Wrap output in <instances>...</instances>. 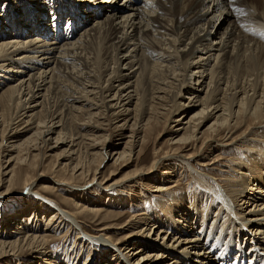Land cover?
I'll return each mask as SVG.
<instances>
[{
	"label": "bare ground",
	"instance_id": "1",
	"mask_svg": "<svg viewBox=\"0 0 264 264\" xmlns=\"http://www.w3.org/2000/svg\"><path fill=\"white\" fill-rule=\"evenodd\" d=\"M35 1L21 0L25 13L19 16L8 5L6 12L12 17L0 20V196L10 186L31 189L35 182L31 166L36 157L31 152L46 145L48 136L56 134L55 140L67 138L58 143L77 147L83 140L95 137L104 120L112 122L121 117L124 122L117 126H129L130 133L121 151L98 148L92 142L87 148L98 150L89 155L92 159L97 154L99 157L93 172L90 173L89 163L82 165L77 158L69 178L54 171L53 179L40 187L45 191H56L59 185L82 190L85 187L73 185L72 180L94 184L98 168L110 157L117 161L129 155L132 162L133 151L145 142L142 133L158 119L160 109L173 114L178 107L182 110V115L174 120L181 124L176 131H183L173 139V144H181L179 151L158 156L156 150L147 170L137 168L127 177L109 182L100 197L103 201L109 191L123 190L125 186L132 190L131 183H139L163 161L169 168L161 172L162 178L156 183L170 180L174 174L170 161L175 159L200 174L189 164L194 156L183 153L192 142L201 141L220 151L221 145L227 147L245 139L243 156L248 163L241 164L239 158L232 165L236 174L230 178V186H226L224 174L223 185L211 176L219 182V191L224 195L223 208L217 211L202 212V200L195 195L192 204L182 201L172 210L165 203L159 204L163 216L156 217L151 225L138 214L122 225L100 227L102 234L96 236L85 233L79 217L90 215L93 223L102 224V208L98 204L87 207L83 203L88 200L79 203V195L74 194L66 201L71 203V210L56 203V211L46 221V232L25 223L17 226L15 238L0 239V259L9 260L25 249L40 253L43 262L51 261L54 254L49 249L47 232L60 230L62 217L70 220L72 230L78 228L77 236L82 241L100 245L103 254L105 245L112 248L115 264H221L215 251L226 241H231L228 247L235 246V260L247 257L246 264H264V131L259 139L254 138L255 128L264 130V0ZM5 15L0 12V17ZM249 23L260 25L255 26L258 31H250ZM256 32L262 35L258 37ZM69 67H75L76 86L72 84L69 90L73 91L66 93L67 102L59 100L58 106L50 105L58 77ZM193 106L198 109L187 115L186 110ZM8 114L10 118L6 119ZM94 118L104 120L93 121ZM209 118L213 121L205 127ZM74 124L87 128L91 135L82 137L84 134L71 131ZM29 131V135L13 142L17 135ZM216 141L221 145H214ZM128 146L131 149L126 150ZM3 152L15 153L5 162L9 166V161L14 160V165L4 173ZM71 154H76V149ZM135 158L138 161L139 154ZM219 160L217 154L209 162L194 164L199 170L209 169ZM23 169V180L18 182ZM7 173L10 177L5 181L2 175ZM151 183L144 189L155 193L170 189ZM219 191L212 192L214 197ZM132 195L135 198L130 199V204L140 197ZM44 200L40 199L42 205H46ZM143 222L146 227L138 229ZM113 227L127 233L112 241L103 233ZM128 242L130 245L123 247Z\"/></svg>",
	"mask_w": 264,
	"mask_h": 264
},
{
	"label": "rangeland",
	"instance_id": "2",
	"mask_svg": "<svg viewBox=\"0 0 264 264\" xmlns=\"http://www.w3.org/2000/svg\"><path fill=\"white\" fill-rule=\"evenodd\" d=\"M20 1L21 0H0V12H3L4 15L5 14L8 15L9 12H6V8L9 7L8 5H11L12 9L14 11H17L16 13L17 16L24 14L25 12L22 13L24 10V5H22ZM30 1L34 2L35 0H30ZM5 16L0 17V20L5 21L6 19L8 20V18L12 17V15L11 16L8 15V17ZM235 19H237V17ZM231 21H237V20L231 18ZM225 25L226 24H224L221 27V29H224L223 27ZM247 25L248 27L252 26L248 28L250 31L253 30L256 31L257 29H259L258 27L260 26L257 25L256 23H252V24L249 23ZM256 25L258 27L255 29ZM256 33L259 34V35L256 34L258 37L262 35L260 34V32H256ZM73 69L69 67L67 69H63V71L61 72L60 76L58 77V82L56 83L57 85H55V88L53 89L54 92L53 94L50 95V101H51L50 105L58 106V104L61 103V101L64 102L68 101V99H66L68 97L66 93L73 91V90H69L72 84L73 85L75 84L74 86H76L75 83L76 80H74L73 78L74 77L73 74L75 73V67H73ZM70 71L71 73L68 74V72ZM205 74L206 73H204V75ZM57 88L60 90H58ZM63 89L65 90L63 91ZM204 91H205V87H203V92H201L200 94L201 96L204 94ZM51 96L54 99V103ZM54 96L55 97L57 96L56 98L57 99L59 98L58 101L59 100L61 101L58 102ZM60 97L62 98L60 99ZM180 101L182 103L184 100H180ZM169 107L170 106L168 105L166 108ZM130 108H132V106H130ZM197 109L198 107L193 106L191 107V109L186 110V114L190 115L192 112H194ZM158 111H160L161 113L158 119L153 121L151 126L142 133L145 136L144 139L145 142L142 145H139V147H136L135 150L133 151L132 153L133 157H131L133 158L132 162H130L129 155L117 161H115L114 158L111 159L110 157L108 160H105L98 168L99 173H97L96 175L97 179H95L94 184L88 185L87 183L84 182V180H72L73 185L79 187H85L82 190L76 188H65L64 186L59 185L60 189L56 191H45L40 186L41 184H44L49 180L53 179L51 174H53L54 171L55 173H58L57 171H60L61 177L69 178L71 174V168L75 164L77 158L78 160L81 161L82 165L85 163L87 164L89 163L91 167L90 173L93 172V168H95V166L97 165L99 157L97 156L98 155L97 154L92 159V156H90L89 154L92 152L93 153L96 152L98 148L102 146L110 150L115 149L116 151H121L125 146V141L129 138V134H130L128 130L129 126H127V129H120V126H117L119 123L124 122L121 117L118 118L117 120H113L112 122H106L104 119L94 118L93 121L98 120L101 122L102 120H104V122L101 123L102 129L95 132L94 134L95 137L90 138L91 140H83L82 143L83 146L81 144L80 146L78 145L77 147H69V144L67 142L65 144L58 143V141H63L65 139L62 137L60 139L55 140L54 137L56 136V134H52L51 136H48L50 137V139L47 141L46 145L41 147L38 146L36 147V150L31 152L33 156L36 154V157L33 161V165L31 166V171L35 177V182L31 186V189L30 190L24 189L21 188V186H10L6 191V194L0 196V239L9 240L15 238L16 237L15 230H17L16 229L17 226L22 227V225L25 223L26 225H28L29 228H37L41 233L46 232L44 231V229L49 228L46 227V221L49 219L51 214L56 211L57 208L56 203L61 205V207L63 206L64 209L71 210L72 209L70 206L71 203L66 201H67V197L73 196L74 194L79 195L77 198V202L80 203L82 199L83 200L86 199L88 200V203H83V204H85L87 207L98 204V207L102 208L103 210L102 215L105 217L106 221L104 220V222H102V224L99 225H96L98 221L94 223L92 222V217L90 215L79 217L82 218L79 219L83 223L80 224V226L84 228L85 233L93 236L102 234V231L98 230L100 227H103L105 225H114V226L122 225L131 216L138 214L139 215L141 214L140 217H142L144 220L145 218L148 219L147 223L148 225H151L153 222H155V220L158 217L163 216V212L160 210L159 204L165 203L166 205H168V207H172L171 208L172 210L177 208L178 203L182 201L189 200L191 202L190 204H192L193 202L192 198H194L195 195H197V197L201 198L202 200L200 207L202 212L206 213L209 210L217 211L219 208H221L222 207L221 200L224 201V197H223L224 195L219 191L220 185L218 184L219 183L218 181L220 180L221 182V179L222 180L224 179L223 176H226L227 177L225 178L226 181L225 180L223 181L227 183L226 186H230L232 183L230 181V178H232V176L236 174L234 171H232L233 169L232 165H235L239 158L240 161L242 162L241 164H245L247 162L246 158H244L245 155L243 156V154H245L246 152L245 139H242L237 143H233L227 147L226 146L224 147L223 145L220 144L221 145L220 151H218L219 150L218 147L212 149L210 146L209 147L204 146V144H201V141L192 142L191 144L187 145L186 150L183 153L184 155L191 154L194 156L188 161L190 165H192L195 169H197V171H200V174L192 171L188 167L186 168L185 167L186 165H184V163L175 159L170 161L173 164V172H174L170 180H165L162 182L160 181L156 183L159 178H162L161 172L164 169L169 168L167 165L168 163L166 161H163V163H160L158 167H156L155 165V167L152 168L150 172L145 175V178L139 181V183H136V185L131 183L130 186H132V190L128 189L129 188L128 186H125V189L123 190L120 189V190L109 191L108 193L109 195L105 193V201H103L104 199H100L101 195H103L102 193H104L105 191L104 190L105 186L109 182L113 180H119V179L121 180L127 177V175L133 173L137 168H142V170H147V167L150 165V163L153 160L154 152L156 150H158L159 152L158 156H163V154H166L169 151H173V152L179 151L181 144H173L174 142L173 139L178 138L183 134V131H176L181 124L174 122V120H176L177 117H180L182 115L181 108L178 107L176 109L177 111L176 114H173V112H168V110L160 109ZM94 112L97 111L95 110ZM7 118H10V114H8V117H6V119ZM77 119L78 117H76V122L79 121ZM212 121L213 119L209 118L206 121L205 127ZM131 123L132 121H130L128 124ZM74 125L70 126L71 131H78L81 136L84 134L82 137L86 135L87 136L91 135V133L88 131L87 128L85 127L79 128L76 125L75 126ZM262 131H264L262 127L255 128L254 130L255 137L254 136L253 137L255 139L256 138L259 139ZM257 132H259V134ZM30 133L31 131L17 135L16 138L13 140V142L19 141L20 139L26 137ZM122 133L123 135H119ZM67 140L68 139L66 138L65 141ZM92 142L98 148L95 147L93 149L92 148L88 149L87 148L88 146L86 145ZM261 142H263V140H261ZM214 145H219V142L216 141ZM129 148L130 147L128 146L126 150H128ZM74 149H76V154L72 155L71 151H73ZM138 154L140 157L139 158L140 161L139 160L136 161L137 159L135 158ZM217 154H219L221 160H219V163H215L212 166H210L209 169L201 168L199 170L198 166L194 164V162L196 161L209 162L210 159ZM2 155H3L1 157V159L3 160L2 168L5 167V169H2L3 170L2 172L4 173V172H8V170L14 165L15 163L14 160L9 161L10 162L9 166L5 162H7L10 156H14L15 153L3 152ZM105 158L107 159L108 157ZM144 161H146V163ZM211 168L214 170H212ZM24 170L25 169L21 171L20 173L21 176L19 177L18 182H21L23 180L22 178L24 177L23 175ZM40 172H42L43 174L39 175L38 173ZM211 176L217 178L218 181L212 179ZM9 177H10L9 173H7L4 176L2 175V179L5 181ZM88 177L90 178L91 175ZM234 179L235 178L231 180ZM223 181L221 182L222 185H223ZM129 183L130 182H128V184ZM147 183H151L153 185L154 184L166 185L169 186L170 189L167 192L164 191L162 193H155L153 191L144 189V185L146 187ZM4 184L6 185V183ZM151 188L152 187H149L148 189ZM214 190L219 191V193L217 192L215 193V195L217 194V196L215 197L212 193L214 192ZM133 193L136 194V197L140 195L141 198L140 197L139 199L136 198V200H134L135 202L133 204H130L131 202L130 199L135 198L132 197ZM43 197L48 198V200L47 201L44 200ZM218 197L219 198L221 197L220 200ZM40 199L44 200L46 205L44 204L42 205ZM212 199H214L213 202H210ZM100 201L102 202L98 203ZM226 219L227 217L224 218V220ZM60 221L64 223L62 225V228H60V230H58L56 233L55 230L54 231L48 230L47 232L48 240L50 241L49 249L50 252L52 251V255L54 254L53 255L54 257L51 259V261L49 260L47 262H43L41 261V259H39L41 258L40 253H36L24 249L21 253H16L10 256L9 260L0 259V264H84V263L85 264H109V263L115 264L116 263L117 261L116 258H113L114 260L112 261V257H114L113 256L114 250L112 248H110L108 245L107 246L105 245V248L107 250L105 251V254H103L104 251L100 245L97 246L96 244L91 243L92 246H94L93 248L89 244L90 242L85 240L82 241L81 238L77 236L78 228L75 231L72 230V227L69 223L70 220L66 221L64 218L61 217ZM145 223L144 222L141 223L138 229L146 227ZM28 227H26V229L31 230ZM126 233L127 230L125 229H118L113 227L107 229L103 234L107 237H110L112 241H116L122 239ZM7 235L10 236L8 237ZM130 242L125 243L123 247H127L128 245H130ZM230 243L231 241L224 242V245L220 246L219 251L218 250L215 251L216 255L219 257V260L221 259L220 261L223 262L221 264H246L247 262H249V258L247 257L246 258L243 257L241 258L242 260L240 259L239 261H237V259L235 260L236 252L232 251L235 246L228 247ZM228 253H230V255H228Z\"/></svg>",
	"mask_w": 264,
	"mask_h": 264
}]
</instances>
